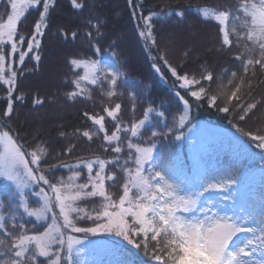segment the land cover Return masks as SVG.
Instances as JSON below:
<instances>
[{"label":"snow or ice","instance_id":"6c2138e0","mask_svg":"<svg viewBox=\"0 0 264 264\" xmlns=\"http://www.w3.org/2000/svg\"><path fill=\"white\" fill-rule=\"evenodd\" d=\"M0 4L6 14V20L0 23V84L7 86V107L3 116L10 118L13 100H23L22 95L13 96L18 75L13 69L14 57L18 54L17 67L25 63L26 57L40 60L34 50L41 46L40 37L47 27L52 4L50 0H0ZM72 5L76 9L83 7L78 0H72ZM37 6H42V10L33 31L26 36L18 25L26 13ZM197 13L204 21L219 26L223 47L229 51L233 46L237 48L235 62H239V67L234 71L225 69L219 76L206 71L200 78L179 75L171 65H168L169 71L180 82L179 87L188 90L195 100L207 99L209 107H218L219 112L233 120L238 117L244 121L261 103L248 102L243 90L248 88L250 96L257 71L264 72V0H238L235 8L197 6ZM171 14L182 17L183 12L162 9L159 14L153 12L142 17L147 38L153 44V16ZM92 27L99 32L98 24ZM145 34L141 32V36ZM71 35L73 39L77 38V33ZM88 36L91 38L92 33ZM99 51L96 49L97 53ZM160 59L165 60L163 56ZM69 63L73 69L82 68L84 72L72 80L75 90L67 93L68 100L85 96L88 86H102L104 82L109 98L117 94L119 71L100 67V61L95 59L72 58ZM229 72L230 78L225 84L223 77ZM215 80L220 81L217 93L210 94ZM202 81L208 84H202ZM197 85L199 87L195 88ZM222 97L224 102L220 106L218 101ZM180 100L183 111L178 120L172 127L165 122L167 131H152L148 137L150 143L139 142L142 130L149 123L150 114L163 117L162 112L149 107L143 118L132 122L130 127L116 123L111 135L106 133L103 115L85 113L97 128L83 131L81 135L91 141L99 133H105L104 151L110 148L117 154L110 160L77 158L74 163L60 161L43 168L42 160L46 158L47 150L42 146L26 150L11 134L10 125H0V180L15 186L18 199L11 207L0 201V264H85L80 259L82 248L79 247L84 240L74 234L115 236L131 249L142 251L151 264H264V205L255 214L240 216L233 212L229 215L225 211V202L236 183L230 175L219 179L202 177L195 181L179 179L174 164L156 151L159 138L167 139L173 134L177 141L183 138L179 129L188 123L190 104L183 96ZM33 103L42 105L43 101L37 97ZM120 109L121 104L116 103L115 107H105L103 111L117 121ZM232 127L264 152V134L245 132L237 123H232ZM121 133L129 134L126 136L127 156L123 160L120 154L124 151L122 140L125 137ZM71 150L68 148L64 155ZM261 161L264 163V156ZM58 168L66 169L67 177L49 179ZM119 173L123 174V182L117 192ZM36 188L39 191H35ZM28 193L38 197L35 206L29 202ZM209 193L221 195L213 199ZM85 201L91 202L93 207H82L81 202ZM25 216L47 226L43 231H37L35 226L26 228L25 223L20 222ZM82 221L90 223L84 226ZM116 251L129 257L135 255L123 245H117ZM126 264H136V261L129 259Z\"/></svg>","mask_w":264,"mask_h":264},{"label":"trees","instance_id":"16d2710c","mask_svg":"<svg viewBox=\"0 0 264 264\" xmlns=\"http://www.w3.org/2000/svg\"><path fill=\"white\" fill-rule=\"evenodd\" d=\"M50 2L52 7L44 35L40 37L41 46L34 50L39 54L40 60L26 57L25 63L17 67L18 54L14 57L16 63H13V69L18 75L13 96L22 95L23 100H13V113L10 118L3 116L7 107V86L0 84V125H10L11 134L28 151L38 146L44 147L47 156L42 160L43 168L60 161L74 163L77 158L99 157L110 160L117 154L112 153L110 148L109 151H104L102 145L105 133H99L91 141L81 135L83 131H93L97 128L87 119L85 113L103 115L108 135L115 130V124L118 122L122 127H130L132 122L142 119L144 111L149 107L164 113L163 117L150 114V121L142 130L143 136L139 138V142L143 143L148 141L152 131H167L165 122L169 127L174 125L183 111V103L180 100V96H183L190 104L188 123L183 129H179L183 132L185 140L183 143L175 140L174 134L167 139L159 138L156 151L174 164L179 179L185 177L184 170L186 177L190 178L194 173L195 154L192 153L185 135L192 125L203 123L237 135L242 142L238 146L228 140L223 142L222 139H211L204 145V149L199 153L202 166L200 175L206 179L217 178L219 174H223L222 177L230 175L238 186L236 191L243 195V199L246 195L253 196L258 213L264 205V171L261 170L264 166L261 161L264 152L257 149L255 142L248 137L237 133L232 123L239 124L245 132L264 134V83H260L264 81V72L257 71L250 96L248 88L243 90L248 102L261 103L244 121H240L238 117L233 120L231 116L219 112L218 107H209L207 99L195 100L188 94V90L179 87L180 82L172 76L168 67L171 65L176 68L179 75L188 74L195 78H200L206 71L219 76L225 69L236 70L239 67V62H235L237 48L233 46L229 51L222 46L219 26L214 22L204 21L197 13V6L235 8L238 0H131V3L129 0H78L83 5L81 9L74 8L72 0ZM162 9L179 10L183 15L153 16V44L147 38V29L142 17L153 12L159 14ZM40 10L42 6H37L22 18V23L18 25L22 34H31ZM4 20L6 14L3 4H0V23ZM93 24H98V33L97 29L92 27ZM142 31L146 33L145 36H141ZM73 32L77 33L75 39L71 35ZM89 32L92 33L91 38L88 36ZM96 49L100 50L99 53ZM161 56L167 60V64L165 60L160 59ZM72 58L95 59L100 62L109 59L120 73L117 94L109 98L106 94L107 83L104 82L102 86H88L89 91L85 96L68 100L67 93L75 90L72 80L83 74L82 68L73 69L70 65L69 60ZM229 78L230 72L228 76L223 77V82L227 84ZM216 81L219 80L211 84L210 94L217 93V85L214 84ZM202 84L207 85L208 82L202 81ZM198 87L199 85L195 86ZM37 97L43 101L42 105H34L33 101ZM223 102L222 97L218 104L222 106ZM116 103L121 104V109L118 120L113 121L103 109L115 107ZM127 135L129 134L121 133V136L125 137L122 140L124 151L120 154L121 160L127 156ZM70 147L71 152L65 156V151ZM68 174L66 169L58 168L54 170V175H49V179L55 180L62 176L66 178ZM84 175L86 176V170ZM122 182L123 174L119 173L116 180L117 192ZM35 191L39 189L36 188ZM5 194L0 193V201L4 202L6 207L17 204V197H7V193ZM27 198L32 206H35L37 197L28 193ZM81 206L88 209L93 207L88 201L81 202ZM20 222L25 223L29 229L35 226L37 231H43L47 226L46 223H37L34 218L26 216ZM81 223L87 226L90 222ZM74 235L82 240L105 241L110 244L101 251L105 260V263L101 264H108L118 255L120 259L114 260L113 264H125L129 259L135 260L136 264H151L142 251L131 249V246L115 236ZM117 245H123L135 255L129 257L119 254L116 251Z\"/></svg>","mask_w":264,"mask_h":264},{"label":"rangeland","instance_id":"374dc122","mask_svg":"<svg viewBox=\"0 0 264 264\" xmlns=\"http://www.w3.org/2000/svg\"><path fill=\"white\" fill-rule=\"evenodd\" d=\"M105 66H107L109 69L113 71H116L115 66L109 59L106 60L104 59L103 62H100V67H105ZM82 70L84 72V69ZM218 82L219 81H216L217 84L216 83L214 84L218 85L219 84ZM187 114H188V110H187ZM185 136H186V140L189 142L192 153L195 154L193 175L190 178L189 177L187 178L186 170H184L185 177L182 178V179L187 178L189 181H195L201 178L200 174H201L202 166L199 160L200 157L199 153H201L202 149H204V145L207 144L211 139H213V141H215L216 139H222L223 142H226L228 140L231 144L235 146L242 144L240 137H238L237 135L230 132L221 131L220 129L210 127L203 123H196L192 125V127L188 129L187 134ZM184 140L185 138L183 137L180 141L183 143ZM261 170L264 171V166H262ZM222 176L224 175L219 174L217 179L221 178ZM234 186H237L236 183L233 185L231 192L227 194L229 198L225 202L226 203L225 211H227L229 215L235 212L237 215L240 216H244L248 213H253V214L257 213L256 203L253 201V196L250 197L246 195L244 196L245 199H243L242 198L243 195L240 192H237L238 186L237 187ZM1 192L3 194L7 193V197H12V196L17 197L15 192V186L12 185L11 182L9 181L0 180V193ZM208 195L212 196L213 199H215L217 196L221 194L209 193ZM89 241H92V243H89ZM108 245L110 244H108L105 241L84 240V244L79 246L82 248V254L80 259L83 260L85 263H90V264H101L103 262L105 263V260L102 256L103 255L102 252ZM117 259H120V255H118L117 258L113 259L111 262H108V264H113L114 260Z\"/></svg>","mask_w":264,"mask_h":264}]
</instances>
